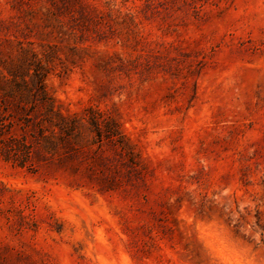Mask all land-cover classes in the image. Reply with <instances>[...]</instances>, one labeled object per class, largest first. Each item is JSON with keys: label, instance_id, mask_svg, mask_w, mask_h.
Masks as SVG:
<instances>
[{"label": "rangeland", "instance_id": "rangeland-1", "mask_svg": "<svg viewBox=\"0 0 264 264\" xmlns=\"http://www.w3.org/2000/svg\"><path fill=\"white\" fill-rule=\"evenodd\" d=\"M0 264H264V0H0Z\"/></svg>", "mask_w": 264, "mask_h": 264}]
</instances>
